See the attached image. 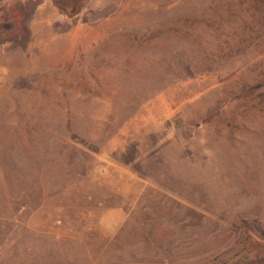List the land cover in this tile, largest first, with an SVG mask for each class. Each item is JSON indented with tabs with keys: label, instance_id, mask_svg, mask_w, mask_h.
<instances>
[{
	"label": "rangeland",
	"instance_id": "374dc122",
	"mask_svg": "<svg viewBox=\"0 0 264 264\" xmlns=\"http://www.w3.org/2000/svg\"><path fill=\"white\" fill-rule=\"evenodd\" d=\"M0 4V264H264V0Z\"/></svg>",
	"mask_w": 264,
	"mask_h": 264
},
{
	"label": "trees",
	"instance_id": "16d2710c",
	"mask_svg": "<svg viewBox=\"0 0 264 264\" xmlns=\"http://www.w3.org/2000/svg\"><path fill=\"white\" fill-rule=\"evenodd\" d=\"M0 6H1V4H0ZM5 7V6H4ZM6 23H4V25H2V28H6V29H9L10 27H8L7 25H5ZM0 26H1V24H0ZM4 26V27H3Z\"/></svg>",
	"mask_w": 264,
	"mask_h": 264
}]
</instances>
